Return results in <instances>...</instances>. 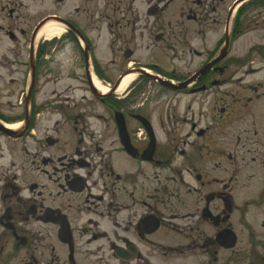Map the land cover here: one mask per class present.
<instances>
[{
    "label": "flooded vegetation",
    "instance_id": "obj_1",
    "mask_svg": "<svg viewBox=\"0 0 264 264\" xmlns=\"http://www.w3.org/2000/svg\"><path fill=\"white\" fill-rule=\"evenodd\" d=\"M226 2L0 0V264H264V0ZM129 30L156 44L100 57Z\"/></svg>",
    "mask_w": 264,
    "mask_h": 264
},
{
    "label": "rangeland",
    "instance_id": "obj_2",
    "mask_svg": "<svg viewBox=\"0 0 264 264\" xmlns=\"http://www.w3.org/2000/svg\"><path fill=\"white\" fill-rule=\"evenodd\" d=\"M202 1H203L202 10H201L202 16H201V23L200 24H201V27L203 28V32H206V30H209L210 24L212 23L213 17H215V15L210 12L211 0H202ZM232 1L233 0H227V2L224 3V12L230 6ZM137 3H139V2H137ZM92 6H93V8L97 7L95 3ZM146 7H147L146 4L145 5L137 4L134 7L133 14L132 13H123V14H118L117 16H118L119 20L122 23H124V24L127 23V22H137L138 21L141 24L142 23L145 24L147 22H151L153 24L156 23L158 25L162 24V23H166V24H168V23H172V24H177V23L182 24V23H184L186 26L191 25V23L187 20V17H188L187 14L182 15V14L175 13V11L170 8V10L166 14L161 15L158 18L149 17L148 14L145 11ZM44 8H46V6L42 7L40 10H42V11L49 10V8H46V9H44ZM224 12H223V15L221 16V26H219L220 31L217 34H215V35H213L211 32H207L206 39H207V41H208L207 43L209 45L213 44L214 39L218 36V34L220 32L223 31V25L225 23V16H226V14H224ZM94 18H95V21H97V18H99V14H95ZM120 34H121V36H123V39L121 38L120 40L115 41L114 47H113L112 50L109 49L110 48L109 47V43H111L110 37L107 36V38H105L106 41L102 43V45L100 47L101 51L99 52V55H100V57H103V59L105 61H108V60H111V59H115L117 61L120 60V61L124 62V61H126L123 58L124 49L128 48V49L133 50V47L135 46L139 50L138 53L144 54V49H145L146 46L151 45L152 43L156 44V39H154L153 41H150V43H149L148 40L141 41L140 39H136L133 42V31H131V30H129V31H121ZM118 35H119V33H118ZM256 39H257V34L250 33L245 39H243V40L239 41L238 43H236L235 46H239V51H242V49H243V53H245L246 48L249 45H251V43H253V41H255ZM194 42H195V44L197 42L194 41V40L192 41V44L194 45V47H196ZM161 45L162 44L158 42V48H160V47L162 48ZM7 46L3 47V49L0 48V56L3 55L4 49ZM10 46H12V44H10ZM154 50H155V52L161 54V51L159 49H157V47H155ZM154 55H156V54H154ZM167 55L168 54H166V52H165L164 56L166 57ZM143 58L145 59V57H143ZM182 58H183L182 61L178 62L177 65H179V66L185 65L187 67L188 66L190 67V65L188 63L190 56L189 55H187V56L185 55V57H182ZM165 62L168 64V67L171 66V61L169 62L167 60ZM196 63H197V60L194 61V64H196ZM257 65L259 66V64H257ZM187 69L188 68H186L184 70L186 72H188L189 70H187ZM260 78H261L260 75H257L255 77H251V78L247 79V81L244 83V85H248V84L257 85V82L260 80ZM2 85L5 86V81H0V96H1V99H3L2 96L5 94L4 92L1 91ZM127 93L128 92H124V93H120V94L123 95V96H126ZM81 94L82 93H80L79 95H81ZM191 102H194V99H192L191 97H187V96H179L177 98H174V99L170 100V103L181 105L182 109L187 108V106Z\"/></svg>",
    "mask_w": 264,
    "mask_h": 264
},
{
    "label": "bare ground",
    "instance_id": "obj_3",
    "mask_svg": "<svg viewBox=\"0 0 264 264\" xmlns=\"http://www.w3.org/2000/svg\"><path fill=\"white\" fill-rule=\"evenodd\" d=\"M57 25H58L57 23H50L46 27L47 29H49V32L47 33L48 38H51L54 34L60 35L63 32V29H61ZM135 79H136V74L133 71L129 72L122 80L121 84L119 85L117 89V93L126 92L129 89V87L133 84V81ZM95 85L100 89V92H102L103 94H108L109 92L108 87H103L97 81H95Z\"/></svg>",
    "mask_w": 264,
    "mask_h": 264
},
{
    "label": "water",
    "instance_id": "obj_4",
    "mask_svg": "<svg viewBox=\"0 0 264 264\" xmlns=\"http://www.w3.org/2000/svg\"><path fill=\"white\" fill-rule=\"evenodd\" d=\"M151 13H152L153 15H155L153 12H151ZM210 65H211V64H210ZM210 65H209V67H210ZM142 73L147 74V72H145V71H142ZM190 83H191V81L186 82V83L181 84V85H175V84H173V83H171V82H165V83H163V84L166 85V86H169V87H171V88H174V89H183V88L187 87L188 84H190Z\"/></svg>",
    "mask_w": 264,
    "mask_h": 264
}]
</instances>
